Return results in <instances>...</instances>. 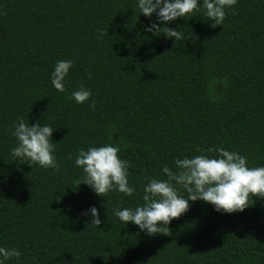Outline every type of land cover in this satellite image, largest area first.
Instances as JSON below:
<instances>
[{"label":"trees","instance_id":"16d2710c","mask_svg":"<svg viewBox=\"0 0 264 264\" xmlns=\"http://www.w3.org/2000/svg\"><path fill=\"white\" fill-rule=\"evenodd\" d=\"M135 3L0 0V247L21 252L7 264H264V199L231 214L189 201L151 236L113 215L142 204L163 165L210 147L264 166V0H237L221 25L195 11L160 24L184 33L175 43L146 32ZM57 60L72 61L63 92ZM80 87L91 96L77 104ZM18 117L54 129L57 169L13 160ZM106 143L129 162L132 196L73 186L78 150ZM90 206L99 225L81 215Z\"/></svg>","mask_w":264,"mask_h":264},{"label":"clouds","instance_id":"9594fccd","mask_svg":"<svg viewBox=\"0 0 264 264\" xmlns=\"http://www.w3.org/2000/svg\"><path fill=\"white\" fill-rule=\"evenodd\" d=\"M237 0H136L135 8L139 14L149 18L146 32H161L165 38L186 39L184 33L176 28L159 26L185 18L186 15L199 12L213 25H221L225 18V9L232 8ZM155 15L156 22H151ZM72 67L71 60H57L50 73L51 85L59 92L65 90L66 76ZM91 92L80 87L71 93L70 99L81 104L89 100ZM94 108V102L89 103ZM14 122L11 135L15 145L10 148L13 160L24 161L41 168L57 169L51 141L53 128L39 122L25 123L18 117ZM120 148L106 143L80 149L74 157V164L84 173L82 179L74 181L73 186L81 183L88 186L96 195L105 196L110 191L132 196L135 189L128 183L129 162L118 156ZM174 169L163 165L160 178H149L143 185V203L135 207L113 209V215L127 225L131 223L137 229L151 236L163 233L173 218L188 211L189 201H203L212 205L213 211L222 214L242 212L249 206L252 198L264 199V166H249L246 156L223 147L208 148L206 152L177 158ZM181 191L186 195H181ZM90 217L91 223H101L98 210L90 206L81 212ZM21 252L16 248L0 247V264H7L11 258H19Z\"/></svg>","mask_w":264,"mask_h":264}]
</instances>
